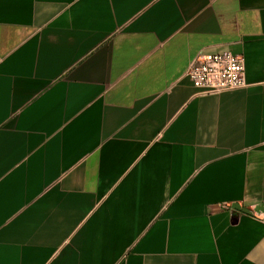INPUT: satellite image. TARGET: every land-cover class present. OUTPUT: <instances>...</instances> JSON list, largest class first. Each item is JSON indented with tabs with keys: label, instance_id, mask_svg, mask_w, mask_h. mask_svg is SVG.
I'll list each match as a JSON object with an SVG mask.
<instances>
[{
	"label": "crops",
	"instance_id": "obj_1",
	"mask_svg": "<svg viewBox=\"0 0 264 264\" xmlns=\"http://www.w3.org/2000/svg\"><path fill=\"white\" fill-rule=\"evenodd\" d=\"M0 264H264V0H0Z\"/></svg>",
	"mask_w": 264,
	"mask_h": 264
},
{
	"label": "built area",
	"instance_id": "obj_2",
	"mask_svg": "<svg viewBox=\"0 0 264 264\" xmlns=\"http://www.w3.org/2000/svg\"><path fill=\"white\" fill-rule=\"evenodd\" d=\"M245 61L231 52L201 54L194 58L187 77L196 89L217 94L246 87Z\"/></svg>",
	"mask_w": 264,
	"mask_h": 264
}]
</instances>
